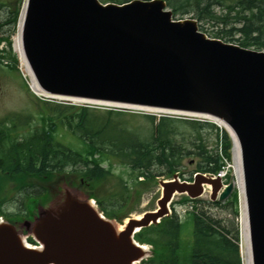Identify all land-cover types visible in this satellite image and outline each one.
I'll return each mask as SVG.
<instances>
[{"label":"water","instance_id":"obj_1","mask_svg":"<svg viewBox=\"0 0 264 264\" xmlns=\"http://www.w3.org/2000/svg\"><path fill=\"white\" fill-rule=\"evenodd\" d=\"M166 5L27 0L24 55L39 86L53 95L224 121L240 144L253 264H264V50L210 38L194 19L174 20ZM158 184V209L120 224L99 211L93 193L60 178L29 202V218L0 217V264H139L155 250L135 234L170 216L176 194L195 199L209 187L211 200L224 201L235 186L202 172L192 181L175 172Z\"/></svg>","mask_w":264,"mask_h":264},{"label":"trees","instance_id":"obj_2","mask_svg":"<svg viewBox=\"0 0 264 264\" xmlns=\"http://www.w3.org/2000/svg\"><path fill=\"white\" fill-rule=\"evenodd\" d=\"M24 1L0 0V10L6 9L8 23L18 21ZM108 1L122 4L131 0ZM165 1L174 8L175 14L194 8L200 16L221 25L222 28L213 33L214 38L264 50V0ZM215 6H219L223 13H215ZM2 40L0 38V43ZM40 103L41 127H33L22 116L0 121V203L7 200L3 194L10 183H16L21 189L34 185L35 179H40L52 186L60 177L78 185H82L81 181L84 180L95 191L96 195H93L99 197L93 183L112 175L111 157L128 166L136 179L144 174L146 181L138 182V185L145 188L156 183L155 170L165 168L172 175L177 172L183 159L191 155L201 159L199 169L202 172L217 174L225 163L218 152L208 148L205 129L217 130L216 139L222 138L225 157H231L232 143L228 132L224 129L221 132L213 123L171 116H160L157 120L156 116H149L151 127L145 136H141L137 129L128 127L127 121L114 118L115 110L103 112L85 105L50 101ZM115 112L122 115L121 111ZM61 128H67L77 136L82 146L73 149L64 144L59 139ZM20 134L23 138H19ZM108 159L110 166L105 168L103 163ZM124 189L128 190V187L124 185ZM48 190L43 187L35 196L40 198ZM28 199L30 202L34 198ZM113 200V197L107 196L100 203L105 210L113 213L117 210ZM183 201L193 200L186 196ZM214 204L228 207L231 216L222 218L208 211L190 213L194 225L189 264H242L236 221L239 216L238 198L232 194L227 201H215ZM117 205L121 206V203ZM2 212L0 215L6 214ZM181 229L182 223L176 215H172L156 226L143 229L136 238L153 246L155 255L149 259L153 264H181L177 242ZM30 241L33 242L32 239Z\"/></svg>","mask_w":264,"mask_h":264},{"label":"rangeland","instance_id":"obj_3","mask_svg":"<svg viewBox=\"0 0 264 264\" xmlns=\"http://www.w3.org/2000/svg\"><path fill=\"white\" fill-rule=\"evenodd\" d=\"M99 1L104 4L108 3V0ZM109 3L113 2L109 1ZM166 4V8L172 11L174 20L194 19L197 22L199 30L207 34L209 37H212L215 31L222 28L221 25L214 23L206 16H200L199 12L194 8L186 9L187 12L186 10H181L175 14L174 8L170 6L167 1ZM214 11L218 15L223 13V10H221L219 6H215ZM7 19L8 13L6 9L0 10V38L3 39L0 43V121H7L10 118H18L22 116V118H26L33 125V127H41L43 123L39 118V116H41L39 110L40 105L42 104L40 101L44 100H49L50 102L54 103L58 102L64 104L85 105L103 112H108L109 109L121 111L122 115H118L117 112L113 111V117L127 121L128 127L137 129L141 136L142 134L145 136L146 131L148 133L151 127L150 119L148 118L149 116H156L157 120L162 115H170L171 117L181 119H187L191 117L199 120L198 118L200 117L194 114H188L185 112H172L171 110L160 109L151 106L123 104L112 101L75 97L57 96L56 98H53L49 96H43L41 93H37V91L35 92V90L32 89L33 87L29 74L23 67L20 56L15 48L19 29L18 22L20 19H18L15 24L8 23ZM13 59H16V61ZM13 65H16V67L13 68ZM222 127L225 129L224 126ZM66 129L67 128L60 129L59 139L64 144L73 149L80 148L82 146L80 139ZM221 129L222 128L220 127L219 130ZM203 131L207 136L206 144L208 145V148L218 152V154L223 158L225 163L223 170H225L227 173L226 177L224 178L225 182L234 181V144L233 139L230 136V132L226 130L232 143V148L230 150L231 157L226 158L224 155V148L222 147V138L220 137L218 140L216 139L215 131L217 133V130L205 129ZM19 138H23V135L20 134ZM111 160L113 161V164L111 165L112 175L109 178L107 177L102 180H96L93 183V186L99 195V200H104L107 199V196H111L114 200L120 202L121 206H118V202H116V208L118 209L112 213L113 215L119 217V219L132 215H141L147 210L154 209L157 206V201L161 196L160 186L154 182L146 188L140 187L138 182L146 181V176L143 177L140 174L136 179L135 175L132 173V170L128 166L121 164L119 161H115L112 157ZM200 163L201 159L197 155L186 156L183 159L180 167H178L177 171H179L182 178H190L194 176L196 172H202V170L199 169ZM103 166L105 168L110 166L109 159L103 163ZM61 173L62 172L59 174ZM156 174L159 179L161 177L168 179L172 176L171 174L167 173L165 168H159L155 170V175ZM124 185L128 187V190L124 189ZM43 187L47 188L49 187V184L47 181L40 179H35L34 185H27L21 189L18 188L16 183H10L7 191H5L3 194L7 200L0 203V211L2 212L3 210V212L7 213H16L21 210L25 211V203L27 202L28 198L32 196V194L35 195L36 192L42 190ZM232 194H236L238 198L239 216L236 221L239 225L241 245L242 201L240 198V192L236 186ZM184 197H186L184 194H176L171 208L173 211H175L173 215H176L182 223V229L180 230L177 239L179 245L178 254L181 258L180 262L181 264H189V257L193 244L194 225L193 217L190 213L194 211H208L210 213L219 215L222 218H226L231 215L229 214L230 209L228 207L223 208L224 205L214 204V202L210 200L208 193L204 194L201 198H198L194 202H184ZM3 212L1 214H3ZM119 223L121 224L122 222ZM141 264L153 263L150 262V260H146Z\"/></svg>","mask_w":264,"mask_h":264},{"label":"bare ground","instance_id":"obj_4","mask_svg":"<svg viewBox=\"0 0 264 264\" xmlns=\"http://www.w3.org/2000/svg\"><path fill=\"white\" fill-rule=\"evenodd\" d=\"M27 9V0H25L22 13L20 14L21 17L19 18L20 21L18 22L19 24V29H18V35L16 38V44L15 48L20 56L21 62L23 67L26 69L27 73L29 74V77L32 82V89L37 91V93L42 92L41 88L38 86V83L34 77V74L26 60V57L24 55V50H23V45H22V30H23V22L25 18V13ZM238 44V43H236ZM224 125L231 133L232 139H233V144H234V181H235V186L240 192V198L242 201V220H241V236H242V241H241V253H242V258H243V264H253V257H252V250H251V242H250V231H249V221H248V214H247V207H246V202H245V185H244V177H243V170H242V158H241V149H240V144L238 141V138L236 134L233 132V130L227 126L225 123H221Z\"/></svg>","mask_w":264,"mask_h":264},{"label":"built area","instance_id":"obj_5","mask_svg":"<svg viewBox=\"0 0 264 264\" xmlns=\"http://www.w3.org/2000/svg\"><path fill=\"white\" fill-rule=\"evenodd\" d=\"M224 174V172H221V174L220 175H223Z\"/></svg>","mask_w":264,"mask_h":264}]
</instances>
